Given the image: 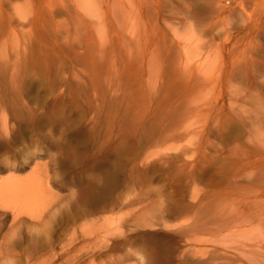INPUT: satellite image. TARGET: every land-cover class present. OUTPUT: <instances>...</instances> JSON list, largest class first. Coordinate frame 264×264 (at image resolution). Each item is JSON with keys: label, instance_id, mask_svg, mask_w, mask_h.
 I'll use <instances>...</instances> for the list:
<instances>
[{"label": "rangeland", "instance_id": "obj_1", "mask_svg": "<svg viewBox=\"0 0 264 264\" xmlns=\"http://www.w3.org/2000/svg\"><path fill=\"white\" fill-rule=\"evenodd\" d=\"M263 123L264 0H0V264L45 231L65 264L57 210L107 171L81 264H264ZM34 175L48 224L14 220Z\"/></svg>", "mask_w": 264, "mask_h": 264}, {"label": "bare ground", "instance_id": "obj_2", "mask_svg": "<svg viewBox=\"0 0 264 264\" xmlns=\"http://www.w3.org/2000/svg\"><path fill=\"white\" fill-rule=\"evenodd\" d=\"M2 119L5 120L6 117L4 116V117H2ZM260 121H261V119H260ZM256 122H257V120H256ZM4 123H5L4 124L5 129H6V131H8L7 124H6V122H4ZM258 124H261V123L259 122ZM258 124H257V126H258L257 127L256 123H255V125H254V126H256V127H254V128H256L255 130L260 129ZM4 143H5L4 145L6 147L9 146V141H5ZM2 144L3 143H0V145H2ZM69 146H71V148H68L65 151V154L70 155L73 153L74 150H76V148L78 146L75 145L74 143H72V144L70 143ZM256 157H257V155H256ZM257 158H256V160H257ZM259 159H262V156H260ZM259 159H258V161H259ZM252 164H254V163H252ZM260 164H261V162H260ZM258 166L261 167V165H258ZM254 167H255V165H254ZM38 170H39V168H38ZM256 172H258V171L256 170ZM256 172H254V173H256ZM262 172H264V171H262ZM260 173H261V170H260ZM251 174H252V172H251ZM39 175L41 176L42 174H39ZM254 176H256V175H254ZM103 181L105 183L103 190H100L96 184V190H95L96 195L90 201L88 198V192L83 197H81V199L77 203L71 200L72 196L62 199V200H66V203L60 205V208L57 210V222H58L59 227H61V228L65 227V231L70 228V232H71L72 228H74V225H76L79 221L82 222V223L80 222L81 224L78 228V231L74 230L72 233H70V232L68 233V236H69L68 241L62 248V249H64V251H63L64 255L65 256L69 255V257L66 258L65 261H63V263H65V264L66 263H68V264H81L84 261L83 260L84 258L82 257V255H85V254H82V253H84L82 250H84L85 248H88L87 244L83 247H78V249H77L76 246H74V243L77 242L79 239L80 240L83 239L85 242H88V232L90 230V225L88 226V220H87V218H85L88 214V208H92V206L95 205L96 203L97 204L100 203L104 197H106L107 195L112 193L115 186H118V182L116 183V180L112 176L111 171H107L105 173V176L103 177ZM50 182H51V180H49L48 178L46 180H41L39 178V176L34 175L31 179H29L26 182L25 185H23V187L21 188V192H22L21 194L22 195L21 196L18 195L17 197H14L15 200L13 199L12 202H13V204H15V208H16V206L19 205L20 199L24 198L23 202L27 203L28 205L23 206L24 207L23 209H25V212L23 214L21 212L15 214L14 220L17 221V220L22 219L23 216H28V218L32 219V222H43L44 224H48V221L51 220V218L53 216V213L50 214L49 208L52 205L57 204L60 201V199H59L58 201L54 202V198L51 197V195L44 190V188L46 187L44 184L47 183V185H48V184H50ZM85 182H86L85 180H82L80 183H85ZM261 182H264V180L262 179ZM18 183L21 184V182H18ZM259 183H260V180H259ZM11 184L12 183H10V182L0 183V192L8 189L10 187L9 185H11ZM19 187H21V186H19ZM87 187H88V184H87ZM19 191H20V189H19ZM16 199H18V200H16ZM254 199H256V198L254 197ZM34 202H37V203H34ZM33 203H34V205H32ZM16 204H18V205H16ZM262 211L263 210L257 211L258 214H257L256 218H255V214H254V216L251 215L253 217L254 222L260 221V223H261L262 221H264V216H263L264 212H262ZM258 224H259V222H258ZM48 234H49V232L45 231L38 238L36 243L32 242V246H33L32 248L37 249L38 244H39L38 250H40L39 254L35 255L34 257H32L29 253V249H28V246L26 244L27 242L25 243L26 245L24 244V242H13L12 244L10 243L11 245L10 244L7 245L6 249H9L10 251H15L17 249V247H21L27 256V259H30V261H28L29 263L30 262H34V263L37 262V264H55L56 256L53 254L49 257H45L43 260L41 259L46 254V252L54 249L55 241ZM97 238L99 239L101 237L99 235H97L96 239ZM102 243H109V242L98 241V242H95V246H97V245L99 246ZM29 244H30V242H29ZM81 251H82V253H81ZM84 251H86V250H84ZM73 252L75 254L70 256V254ZM64 255H62V257H64ZM87 256H88V254H87ZM21 257L23 258L22 254H21ZM30 257H32V258H30ZM59 257H61V256H59Z\"/></svg>", "mask_w": 264, "mask_h": 264}]
</instances>
